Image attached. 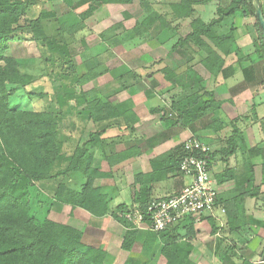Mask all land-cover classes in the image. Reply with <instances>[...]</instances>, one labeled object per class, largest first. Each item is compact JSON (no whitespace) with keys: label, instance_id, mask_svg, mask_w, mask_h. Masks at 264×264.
<instances>
[{"label":"trees","instance_id":"obj_1","mask_svg":"<svg viewBox=\"0 0 264 264\" xmlns=\"http://www.w3.org/2000/svg\"><path fill=\"white\" fill-rule=\"evenodd\" d=\"M35 1L37 0H0V264H113V255L102 249L99 242L85 241L86 234L80 227L56 222L49 218L37 220V215L31 210L34 207L32 191L39 182L47 180L56 182L53 197L56 202L70 205L71 210L76 207L82 208L94 216L106 214V197L101 193L97 180L110 177L114 172L122 170L125 163L133 158V151L136 152V149L122 148L119 152L104 150L101 160L103 166L94 164L92 147L108 148L112 141L111 138L110 142H107L106 138L102 139L106 130L104 126L91 132L88 140L82 145H76L69 154L64 153V141L60 138L59 128L60 118L68 109L63 107L67 105L68 100L74 99L75 103L83 105V119L91 120L95 124L102 123V126L104 122L116 119L128 127L138 118L129 108L102 103L100 99L87 101L85 94L79 93L77 96L73 89H65L55 94L59 104L57 111H33L11 107L10 98L15 88L26 87L32 80L31 73L21 71L19 59L6 54L9 49L8 42L20 38L18 33L24 31V28H28L31 39L40 48L44 47L47 50L48 58L56 56L63 68L69 64V69L62 68L54 79L59 82L61 88L66 85L65 80L78 76L72 65V55L68 45L64 44L59 37L48 35L43 28V20L49 15L39 13L32 19L25 18L27 9ZM122 1L124 0H92L82 13V19L101 4ZM208 1L210 0H177L169 3L168 6L175 18H187L192 17L194 5ZM227 1L226 6L217 7V16L207 23L198 17L191 18L189 32L178 39L169 54L177 47L187 48L191 40L199 52L198 61L210 76L225 77L227 69L223 67L222 55L230 54L236 44L232 28L222 31L221 22L237 15L254 17L251 0ZM155 22L160 29L170 28L163 17L152 12L138 23L141 28L137 27L136 32L143 33L150 30ZM254 27L264 47V36L256 20H254ZM216 29L219 31L213 33ZM62 30L63 25H60L58 36L62 35ZM84 65L86 72L76 79L78 87L105 72L98 62L95 64L93 61H85ZM179 68V66L174 68L165 65L158 69L155 72L157 82L154 90L164 88L165 91L171 92L176 88L178 81L182 82V88H187L190 85L188 70ZM181 73L183 77L180 79L178 76ZM171 106L175 109L176 117L169 118L166 129L177 126L187 128L194 133L197 123L202 121L205 122L203 129L212 128L220 132L230 125L233 133L226 141L227 147L212 151L210 158H214L217 153L227 157L234 152V134L237 129L234 121H228L213 114V111L220 107L219 102L203 100L199 90H196L186 95L181 103L174 102ZM161 110V108L151 109L153 112ZM162 136H164L163 133ZM162 136L160 134L161 138ZM254 150L256 149L252 147L247 151L250 158L254 156ZM183 155L184 150L181 144L177 150L174 149L163 157L151 159L148 172L134 176L133 184L138 185V189L133 192V202H136L140 209L143 210L151 198L154 183L167 179L171 172L178 173L177 163ZM77 174H82L85 178L78 190L75 186L61 181L63 177L72 178ZM250 176H252L251 172ZM216 177L217 182L222 183L230 180L233 173L226 169ZM252 196L254 192H241L227 203L229 209L226 211V224L230 231H237L244 226L243 201ZM128 210L127 206L119 205L116 213H113V217L125 227L121 235L120 248L131 251L134 244L140 242L141 253L138 257H128L122 264H160L159 259L163 261V264H193L189 255L193 248L190 242L191 236L198 232L195 229V221L187 218L161 232L142 231L133 227L131 222L122 216ZM197 222L202 223L201 226L208 229L211 234H215L218 230L215 220L208 213L201 214ZM181 229L185 232L184 234H181ZM153 255L159 258L158 262H152V258L155 257Z\"/></svg>","mask_w":264,"mask_h":264},{"label":"rangeland","instance_id":"obj_2","mask_svg":"<svg viewBox=\"0 0 264 264\" xmlns=\"http://www.w3.org/2000/svg\"><path fill=\"white\" fill-rule=\"evenodd\" d=\"M165 1L167 0H124L120 3L101 4L88 16H85L84 19H82L81 15L92 0L73 2L70 0L35 1L27 9L25 18L32 19L39 13H47L49 15L43 20V28L48 35L59 37L64 44L68 45L72 55V65L77 75L81 76L86 72V68H84L85 61H93L95 64L98 62L105 72L81 87L77 86L76 79L78 76H75V78L65 80L66 85L61 88L59 82L54 79L63 68L61 67L62 64L58 62L57 57L54 55L48 58L47 50L44 47L40 48L31 39V33L28 28H24V31L18 33L20 38H15L8 42L9 49L6 54L13 55L19 59L21 71L31 73L32 80L26 87L15 88V92L10 98L11 107L33 111H57L59 104L55 94L61 93L65 89H73L77 96L79 93L85 94L87 101L100 99L102 103H112L111 105L115 106H119L124 102L125 100L121 99H125L127 95L132 101L133 98L131 97L136 95V101L137 103L139 101L140 104L137 109L138 114L141 117H147L141 125L134 126L137 121L132 126L128 125V127H125L120 120L116 119L104 122L103 126L102 123L95 124L91 120L82 118L83 105L77 104L74 99H71L63 107V109L68 110L61 116L59 128L61 132L60 138L64 141L63 151L69 154L76 145L85 143L91 132L105 126L108 129L105 135L110 134L112 139L111 143H109L112 145V152H119L122 148L128 149L132 147L136 149V152L133 151L134 154L131 159L133 162L132 172L134 174L142 168L148 170L151 159L159 156L163 157L170 151L177 150L190 136L200 139L210 148L211 152L217 151L221 147H227L226 141L233 133L230 125L224 127L217 134H210L204 130L202 126L205 122L202 121L197 123L194 133H191L187 128H179L177 126L166 129L169 118L176 117L175 109L171 106V103L178 101L181 103L183 98L194 89L176 94L174 90L167 92L162 88L157 89L156 95L153 96L152 91H155L154 85L157 82L155 80V72L165 65L167 67L173 66L174 55L173 52L169 54L170 50L178 39L184 36H177L176 33L169 32L168 29L166 32L164 30L159 31L158 23L156 22L152 26V30L150 29L151 31L136 32L137 27L141 28L138 23L152 12H156L161 17L164 11L168 12L167 18L163 17V19H168L164 21L169 23V25H173L171 9ZM168 1L172 2L173 0ZM227 4L228 1L225 0L224 2L223 0H210L203 5H194V8H201L200 14L204 17L203 19L207 20L217 16L216 9L218 6H226ZM225 21L229 23V20L225 19ZM60 25H63V30L62 35L58 36ZM221 30L223 31V28ZM214 31L213 33H216L219 30L216 29ZM189 42L190 46L197 49L191 40ZM63 69H69V64H66ZM149 73L150 75H148ZM154 108H161L162 110L158 112L150 110ZM148 110L151 117L147 115ZM131 111L133 112L132 109ZM215 113L216 111H213L214 115H216ZM227 120L234 121L237 129L234 134L235 149L230 156L225 157L217 153L212 158L210 174L218 189L217 209L223 206L227 211L229 209L227 203L241 192H254V196L247 197L243 201L245 224L239 230L230 231L225 222L220 227L219 222L216 221L218 226L217 236L211 234L210 231L207 234L204 230L203 234L205 235H202V231L198 230L202 235V239L206 240L207 243L199 257L203 259V254L206 251L208 252L211 244L215 243L217 244L215 256L218 258V262H210L206 259L204 264H260L264 249V165L254 161L248 155L247 151L252 148H248L252 139L247 138L245 132L237 127L234 118H227ZM148 125H153L154 127V136L150 138L145 134V131H148ZM162 133L164 136H162ZM162 142L163 144L159 147L160 150L157 152L159 153L157 156L150 149L147 150L145 148L147 144H160ZM91 150L93 155H100L102 152L101 147H92ZM226 169L233 173V177L222 183L217 182L216 176ZM250 172L252 176H250ZM172 175L174 174L172 173ZM122 176H116L115 181L122 184L125 179ZM76 177H80V174L72 176V179ZM61 181L70 186L73 183L68 182L65 177ZM165 184L162 189L168 188V185ZM55 185L56 182L47 180L39 182L34 187V191H32L34 207L31 210L37 215V220L42 221L51 217L59 222L66 221L77 227H79L78 223L80 225L83 223L84 229L82 230L86 234L85 241H90L91 243L100 242V237L103 236V233L95 229L98 223L92 224L91 221L88 222L89 218L87 215L83 217L81 215V218H78L79 222L75 221L73 216H68L67 210H63L67 206L61 209L63 204L56 202L53 198ZM128 192L126 195H128ZM128 198H126L127 201H129ZM77 214L79 215V212ZM118 223L120 225L118 221L116 223L113 222L112 226L108 225V227L110 226L108 232L111 235L105 239V241L108 239L107 242L113 246L111 253L114 257L113 264H122L128 257H138L141 253L140 242L134 244L129 254L128 251L126 252L120 248V232L122 228L119 227ZM100 225H104V223H100ZM184 233V231H181V234ZM207 254H205V258ZM227 256L229 257L228 259ZM194 257L197 259L196 256ZM158 259L155 256L152 258V262H158ZM254 261L256 263H253ZM159 263L163 264V261L159 259Z\"/></svg>","mask_w":264,"mask_h":264},{"label":"crops","instance_id":"obj_3","mask_svg":"<svg viewBox=\"0 0 264 264\" xmlns=\"http://www.w3.org/2000/svg\"><path fill=\"white\" fill-rule=\"evenodd\" d=\"M175 1L177 0H173L172 2ZM165 2H167L168 5L171 1L169 2L167 0ZM259 3L264 16V0H259ZM203 4H198V5H203ZM201 10L202 9L199 7L194 8V13L192 17L175 18L174 16H172L173 25H170V28L164 27L162 29H160L158 25L159 31L164 30L166 32L168 29L169 32L172 31V33H176L177 36L183 37L190 30L189 21L191 20V18L198 17L204 23L209 22L211 18H213L211 17L207 20L203 19L204 17H202V14H200ZM167 14L168 12L164 11V13H162V17L167 18L168 16ZM164 20H168V19H164ZM226 20H229V23L224 19L221 22V28H223V31H226L228 28H232V35L236 44L233 47L232 52L230 54H228L227 56L222 55L224 59L223 67L227 69L226 76L222 77L221 75H219L216 78H212L208 73V71L198 61L197 55H199L198 54L199 52H197V49H194V47L190 46V44L188 43L187 48L177 47L173 51V55H174L173 67L175 68L176 66H179L180 70L182 69L184 70L185 68L188 70L190 85L187 88H182L181 86L182 82L180 83L178 81L177 82L178 87L176 86V88H174V92L176 91V94L177 93L181 94L180 92L190 91L189 89H194L193 91H190V93L199 90V94H201V98L203 100H212L214 102H219L220 107L218 108V110H215L216 116L225 119L234 118L236 120L237 127L245 132L247 138L252 139L250 143L251 145L248 148L254 147V149H256L254 150V156L251 158L254 161L260 162L261 164L264 165V47L261 44L259 35L254 27V20H255L254 17H242L240 15H237L230 19L226 18ZM184 74H186V72H184ZM178 77L181 79L183 77V73L179 74ZM156 90L157 89H155V91H152L153 96L156 95L157 93ZM135 96L136 95L131 97L133 98L132 101L130 100L129 95H127L125 99H121L125 101L122 103L120 102L121 104L118 107L129 108L130 110L132 109L138 118L137 120L138 122L136 121L137 123L135 122L136 125H134L137 126L143 124L147 119V117L144 118L138 114L137 109L140 107V104L139 101L137 103ZM147 115L151 117L149 110L147 111ZM132 125L133 124H131V126ZM153 129H154L153 125H148L147 127L148 131L147 132L145 131L147 137L150 138L154 136ZM107 130L108 129H106L102 137L106 138L107 142H110L111 141L110 134L105 135L107 133ZM204 130L208 131L210 134L218 133L214 131L212 128H208ZM190 132L192 133V131ZM162 144L163 142L160 144H151V145L147 144L145 148H147V150L150 149V151H152L154 155L157 156V154H159L157 152H159L160 150L159 147ZM111 147L112 145H110L108 148L105 147L104 149H102L100 155L99 154L93 155L95 159L94 164L103 166V163L101 161L103 159V154H104L103 151L106 150V152L108 151L112 152ZM132 166H133V162L132 160H129L128 162L125 163L122 170L114 172L110 177L100 178L97 180V184L100 187L101 193L106 197V206H107L106 214L102 216L90 215L86 210L79 207H76L74 208V210H71L72 207L68 204H63V207H61V209H63L67 206L66 209L63 210H67V215L73 216L74 220L77 222H79L78 218L79 217L81 218V215L82 217L87 215V217L89 218L87 221L88 222L91 221L92 224H95V222H97L98 223L97 228L95 227V229H97L98 231H102L103 233V236L100 237L101 240L99 242V246L105 251H107L109 254L112 253L113 246H111L110 243L107 242L108 239L106 241L105 239L109 238L111 235V233L108 232L109 231L108 228L112 226L113 222L114 223L117 222V220L113 217V213L114 212L116 213V209H118L119 205H125V206L127 205L128 208L138 205L136 202H133V192L135 189H138V185L133 184L134 176L138 173H146L150 170V168L148 170L142 168L140 171H138L137 173L135 172L134 174L132 172ZM173 174L174 175L169 174L167 179L153 184L151 198L167 196L179 191L182 188L183 184L187 179L178 173L176 174L173 173ZM120 175H123L122 177L125 178L122 184L117 183L115 181L116 176L119 177ZM67 179L68 182L71 183L73 182L71 186H75L77 190L80 188L81 184H83L85 181V178L82 174H80V177H76L73 179L67 178ZM165 183L168 185V188L162 189V186ZM216 190L218 192L217 186H216ZM127 192L128 195H126ZM126 198H128L129 201H127ZM78 212L79 215L77 214ZM216 214L217 215H215L216 216L215 219L213 217L211 218H213L216 222L219 221L220 222L219 226L221 227L224 222L226 223L225 221L226 215H219L218 211ZM50 219L59 222L57 219H53L51 217ZM60 223L69 224V222L66 221L64 222L61 221ZM100 223H104V225H100ZM81 224L82 225L78 223L79 227L81 229H84V224L83 223ZM108 225L110 226L108 227ZM201 225L202 223L196 222L195 229L202 231L201 232L202 235H205L203 234L205 231L208 234L209 230L203 228V226ZM119 227L122 228L120 232L122 235L125 227H123L122 224H120ZM118 230L120 229L118 228ZM201 234L199 232H196L194 236H191L190 242L193 248L189 255L190 261L193 264H200V262L202 261L204 264V260L206 262L207 259V261L208 260L210 262L215 261L217 263L218 258L215 256L216 255L215 253L217 251L216 250L217 244L215 243L210 245L208 252L206 251V253H208L206 258H205L206 253H204L203 254L204 258L200 259L199 256L201 255L204 249L203 247H206L207 245L206 240L202 239ZM215 235L216 236L218 235V230L216 231ZM129 252L130 251H128V254ZM194 256H196L197 259ZM253 263L256 262L254 261Z\"/></svg>","mask_w":264,"mask_h":264},{"label":"built area","instance_id":"obj_4","mask_svg":"<svg viewBox=\"0 0 264 264\" xmlns=\"http://www.w3.org/2000/svg\"><path fill=\"white\" fill-rule=\"evenodd\" d=\"M182 145L184 155L177 163V172L187 180L173 194L150 198L143 210L135 205L124 212L122 216L133 227L161 232L187 218L197 222L203 213L214 219L217 211L225 215L223 206L217 209L218 192L210 174V148L195 136L187 138Z\"/></svg>","mask_w":264,"mask_h":264},{"label":"water","instance_id":"obj_5","mask_svg":"<svg viewBox=\"0 0 264 264\" xmlns=\"http://www.w3.org/2000/svg\"><path fill=\"white\" fill-rule=\"evenodd\" d=\"M251 2L254 10V18L258 22L264 36V16L260 7L259 0H251ZM260 264H264V249L261 255Z\"/></svg>","mask_w":264,"mask_h":264}]
</instances>
